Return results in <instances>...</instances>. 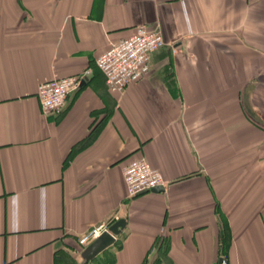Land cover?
Wrapping results in <instances>:
<instances>
[{"label": "crops", "instance_id": "1", "mask_svg": "<svg viewBox=\"0 0 264 264\" xmlns=\"http://www.w3.org/2000/svg\"><path fill=\"white\" fill-rule=\"evenodd\" d=\"M139 25L165 45L111 92L95 59ZM86 72L42 115L40 82ZM137 155L163 192L128 197ZM118 219L87 264H264V0H0V264H81Z\"/></svg>", "mask_w": 264, "mask_h": 264}, {"label": "built area", "instance_id": "2", "mask_svg": "<svg viewBox=\"0 0 264 264\" xmlns=\"http://www.w3.org/2000/svg\"><path fill=\"white\" fill-rule=\"evenodd\" d=\"M161 30L139 25L129 37L121 38L109 44L108 48L95 59L96 67L101 70L105 86L111 92L124 93L125 88L140 79L151 69L150 60L165 45ZM87 72L83 75L55 77L40 82L37 90L39 106L44 116L60 112L69 94L78 90L84 82ZM124 181L128 187V197L135 198L142 191L164 186L166 183L161 172L153 168L143 156L137 155L124 168ZM110 226L100 223L93 226L83 235H79L80 251ZM220 264H229L225 257Z\"/></svg>", "mask_w": 264, "mask_h": 264}, {"label": "water", "instance_id": "3", "mask_svg": "<svg viewBox=\"0 0 264 264\" xmlns=\"http://www.w3.org/2000/svg\"><path fill=\"white\" fill-rule=\"evenodd\" d=\"M164 186H158L156 188L150 189L154 192H163ZM149 191V192H150ZM143 193H148L147 191H142L138 193L141 195ZM126 220L118 219L113 222L109 230L103 231L97 239L89 243L83 250H81V264H87L89 261L98 257L102 251L106 248H110L115 242H117V236L125 229ZM220 261V260H219ZM221 263V261H220Z\"/></svg>", "mask_w": 264, "mask_h": 264}, {"label": "rangeland", "instance_id": "4", "mask_svg": "<svg viewBox=\"0 0 264 264\" xmlns=\"http://www.w3.org/2000/svg\"><path fill=\"white\" fill-rule=\"evenodd\" d=\"M66 264H72V262H70V260H67V263ZM73 264H80V260L77 263H73Z\"/></svg>", "mask_w": 264, "mask_h": 264}, {"label": "trees", "instance_id": "5", "mask_svg": "<svg viewBox=\"0 0 264 264\" xmlns=\"http://www.w3.org/2000/svg\"><path fill=\"white\" fill-rule=\"evenodd\" d=\"M120 242H121L120 240H119V242H117V247H119V246H120Z\"/></svg>", "mask_w": 264, "mask_h": 264}]
</instances>
